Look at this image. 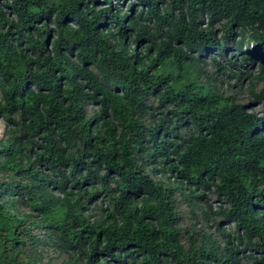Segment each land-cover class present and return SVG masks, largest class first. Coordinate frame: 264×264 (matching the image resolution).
<instances>
[{"label": "trees", "instance_id": "trees-1", "mask_svg": "<svg viewBox=\"0 0 264 264\" xmlns=\"http://www.w3.org/2000/svg\"><path fill=\"white\" fill-rule=\"evenodd\" d=\"M0 122V264H264V0H0Z\"/></svg>", "mask_w": 264, "mask_h": 264}, {"label": "rangeland", "instance_id": "rangeland-1", "mask_svg": "<svg viewBox=\"0 0 264 264\" xmlns=\"http://www.w3.org/2000/svg\"><path fill=\"white\" fill-rule=\"evenodd\" d=\"M123 11H126V8L125 7H123ZM237 82H236V80L235 79H231V78H228V79H226L225 81H224V83L222 84V88L220 89V90H225L226 88H227V85L229 84L231 87V92L232 91H234V87H235V84H236ZM2 133H3V128H2V123L0 122V136L2 135ZM210 201H208V210L206 211L207 212V215H206V217L208 218V219H210V215H209V210H210V208L212 209V211H216V209H218V207L221 205V203L218 201V200H216L215 198H213V197H210ZM181 206H182V210H183V213H184V216L187 218V219H192L193 220V218H189V215H190V207H189V205L187 204V203H185V202H183L182 204H181ZM230 226H232V225H227V224H225V228L226 227H230ZM62 260V259H61ZM60 260V261H61ZM59 261V259H57L56 260V263H59L60 262Z\"/></svg>", "mask_w": 264, "mask_h": 264}]
</instances>
